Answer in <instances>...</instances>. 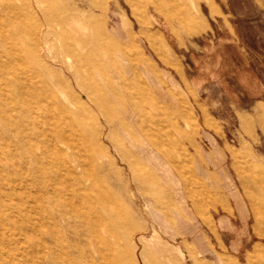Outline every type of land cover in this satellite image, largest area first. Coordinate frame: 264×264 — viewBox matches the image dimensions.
<instances>
[{"label": "rangeland", "instance_id": "1", "mask_svg": "<svg viewBox=\"0 0 264 264\" xmlns=\"http://www.w3.org/2000/svg\"><path fill=\"white\" fill-rule=\"evenodd\" d=\"M129 27L158 103L173 112L180 93L189 110L167 147L182 178L149 162L154 182L122 150L108 87L136 56ZM194 252L264 264V0H0V264H199Z\"/></svg>", "mask_w": 264, "mask_h": 264}, {"label": "crops", "instance_id": "2", "mask_svg": "<svg viewBox=\"0 0 264 264\" xmlns=\"http://www.w3.org/2000/svg\"><path fill=\"white\" fill-rule=\"evenodd\" d=\"M122 21L127 25L123 17ZM133 35L134 30L129 27L122 49L126 52L127 47V51H129V47L134 48L136 50V56L129 55L131 62L124 70L119 67V64L115 62L116 60L114 61L115 68L111 71L115 76L111 77L108 87L113 93L115 103L118 105L121 113L116 127L119 130L118 135H120L122 150L125 151V155L127 156L126 160L132 159L133 157L144 165L154 182H157V180L152 169L147 165L149 162L157 165L158 168L161 167L164 174L163 178L169 181L173 179L176 173L179 178H182V170L177 162L171 160L167 147L175 146L178 141L177 133L175 132L180 128V123L177 121L176 115L178 114L183 119H187L190 114L189 110L185 106L180 93L175 94L178 105L173 112H170L165 107L163 108L161 103H158L149 83L154 86L158 85L160 72L155 68L148 56L138 51V47L135 45L137 41L133 39ZM119 88L130 90L128 98L125 94L117 91ZM148 104H151L154 108L156 111L155 114L147 111ZM162 115L167 118V123L171 129L169 133L163 132L165 118ZM202 117L204 118L205 124L211 125L216 122L215 117L207 111L203 113ZM180 131L186 137L190 134L181 129ZM141 156L146 160L145 163L140 159ZM160 157L162 158L161 161H159ZM188 193L191 194V191L189 190ZM192 202L195 208H198V203L195 200ZM172 204L173 202L170 198L168 205ZM187 206L188 203L185 207H178L181 216L184 218L189 212L186 210ZM258 247L261 246L256 245V249ZM192 257L194 263L202 264L195 252Z\"/></svg>", "mask_w": 264, "mask_h": 264}]
</instances>
